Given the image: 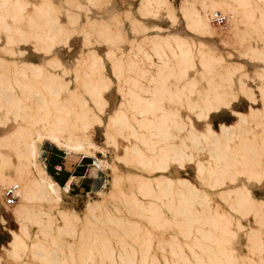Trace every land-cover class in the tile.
Returning a JSON list of instances; mask_svg holds the SVG:
<instances>
[{"label":"bare ground","instance_id":"6f19581e","mask_svg":"<svg viewBox=\"0 0 264 264\" xmlns=\"http://www.w3.org/2000/svg\"><path fill=\"white\" fill-rule=\"evenodd\" d=\"M89 1L96 3L100 0ZM139 1L138 9L144 16L157 15L162 8L167 9L172 17L175 16V7L171 0ZM262 1L264 0H182L178 8L187 27L205 37L221 34V30L212 22V15L216 11L228 15L229 23L246 24L248 32L257 31L264 35L260 33L264 28ZM28 5L29 2L25 0H0V34L4 30L7 38L6 46L1 45L0 50L8 52L7 46L19 39L26 42L35 40L41 43L45 54H50L55 45L67 43L73 29L61 25L55 17L56 7L50 0L40 6L34 5L31 14L27 13ZM77 6L81 7L80 4ZM258 12L261 13L260 16ZM128 14L133 29L148 30V27L141 25V21L129 11ZM78 18V14L70 15L72 23ZM10 19L13 23L9 22ZM22 21L26 22L24 27L19 26ZM87 27L96 30L99 36L107 41H122L121 32L114 33L104 21L89 20ZM158 29L161 28L156 27L155 34L143 37L138 46L140 55L151 61L154 72L148 68H139L144 60L139 63H112L114 75L123 82L120 88L124 100L110 114L105 124V139L107 143L115 145L116 134H121L126 139L134 135L139 139V143L126 145L124 156L118 157L124 162L144 166L149 170L150 175L135 174L134 177L139 183L137 192L132 190L126 193L120 187L122 175L118 173L116 165L96 155V151L103 153V148L93 139L94 125L103 124L101 113L108 102L105 93L111 86V77L102 73L94 80L82 79L83 73L80 70H83L86 63L83 61L75 68V78H69V69L63 68L64 65L57 55L45 58L41 64L24 62L23 65L16 60L13 61L17 63L12 65L8 59L0 56V68L9 69L13 66L14 73L22 76L17 78L13 73L12 77L0 74V102L5 101L8 110L16 115L15 121H21L0 135V142L4 141L11 146L18 157L16 167L11 161L12 153L0 152V163L8 166L0 172V183H16L20 196L14 205H8L4 202L0 189L1 203L7 207L12 206L10 213L19 223V231L12 230V238L8 245H2V248L8 256L16 259L18 264H29L22 259V255L27 252H32L41 264H79V260L81 264H159V257L154 254V238H141L137 234L139 227L134 228L137 230L134 233L136 235L131 236L126 222L132 221L118 216L123 212L121 203H127L130 197L137 201L136 195L150 198L149 203L142 206L141 212L154 228L172 226V222L165 216L163 205L174 211L176 216L182 215L184 220L178 225L181 233L192 239V242L187 244L191 255L186 254L185 246L175 239L170 243L171 253L176 258L173 264H243L245 259L248 260L246 264H264V255L255 259L242 256L233 248L232 243L237 236L233 225L236 224L238 229L245 227L240 219L233 220L229 212L211 208L210 194L190 179L166 174L172 162L179 168H184L187 161L193 162L197 179L208 187L220 189V194L225 199L232 198L233 211L242 217L254 214L259 225L264 227V201L254 197L245 184L236 185L241 175L257 180L264 177V131L256 133L251 126L241 128L248 119L259 122L263 118L264 107L251 106L248 113L234 111L238 115L234 125L220 123V131H215L208 123L206 130L198 133L190 118L187 128V123L181 119L179 112L184 102L190 110L199 108L201 111L198 117L207 119L212 111L229 107L236 97L233 92H220L219 86L214 83H210L207 90L196 89L198 79L189 76V70H195L199 64L201 68L196 69V74L204 76L216 72L223 80L230 81H234V72L231 66L223 64L222 57L216 55L212 49H206L205 43L197 44L179 37L178 34L174 35L175 33L162 34ZM239 36L243 40L246 33L239 32ZM25 51L21 49L14 51V54H23ZM110 51L108 56L114 52ZM246 53L264 59V47L261 49L249 45ZM93 57L95 67L100 58L96 55ZM153 57L157 60H152ZM217 65L223 70H216ZM50 66L62 68V72H52L48 69ZM101 67L103 68V65ZM234 69L237 67L234 66ZM94 70L92 68L85 74L96 75ZM132 70H136L139 77H132L129 73ZM141 78L148 79L149 84H144ZM172 79L174 82H171ZM184 80L185 84L181 87L180 83ZM73 81L83 85L89 97L81 95L80 99L77 92L69 90L68 87ZM241 83L242 90L253 102L256 101L253 89L246 86L245 82ZM259 89L264 102V86H259ZM62 90L73 93L72 99L80 102L79 106L68 103V98L61 95ZM195 92L198 93L196 100L191 98ZM35 93L38 100L28 104ZM166 102L176 106L168 107ZM2 105L4 104L1 103L0 107ZM127 111H132L133 121L128 118ZM137 115L143 118L139 120ZM134 122L147 129L149 135L138 136ZM173 128L187 129L188 135L181 137L179 143L172 142L176 137L172 133ZM251 133L253 137H247ZM236 137L241 138L240 142L231 144ZM185 139L191 140L193 148H196L202 139L207 142L211 140L213 147L209 149V157L201 158L196 155ZM43 142L62 149L68 157L79 160L80 156L84 155L93 158L102 169H110V189L105 190L107 186L98 189L100 198L88 200L83 214L61 206L63 196L69 195V182L64 185L57 182L47 171L44 159H39ZM163 197H167V201H164ZM157 200H161L162 204ZM197 204H205V207L197 208ZM59 218L63 220V224L57 223ZM102 220H120V224L127 231L123 236H117L120 239L118 250L112 246L110 238L98 239L99 236L96 235L99 233H95L96 237L87 239L85 243L81 241L78 247L74 242L68 241L71 252L68 257L63 250V242H52L46 246L41 236L31 232L30 227V223H36L39 232L44 236L51 231H56L59 235L71 232L75 237L82 239L86 232L98 228L97 222ZM0 222H6L3 213L0 214ZM77 225L81 227L79 230ZM204 225H209V228L204 229ZM262 234L261 229L255 227H251L246 233L252 254L264 252ZM159 243L162 241L159 240ZM74 250L78 254L75 255ZM167 264L172 263L168 261Z\"/></svg>","mask_w":264,"mask_h":264},{"label":"rangeland","instance_id":"374dc122","mask_svg":"<svg viewBox=\"0 0 264 264\" xmlns=\"http://www.w3.org/2000/svg\"><path fill=\"white\" fill-rule=\"evenodd\" d=\"M29 2L27 7V13L31 14L34 11V5H42L47 0H25ZM56 7L55 17L64 27L73 31L70 33L67 43H59L55 45L54 50L50 54H45L42 51L41 43L35 40L29 41H20V39L11 43L7 46L8 52L0 50V56L8 59V61L14 65L18 61L20 65H23L24 62H33L37 64H41L44 62L45 58L51 57L53 55H57L61 62L63 63V68H68L70 71L69 78H75V68L79 66L83 61L86 62L83 70H80L82 75V79L91 80L96 79L101 76L102 73L112 78V83L109 90L105 93L106 98L108 100L106 106L104 107V111L101 113V117L103 119V124H95L94 125V133L93 139L96 143H98L103 148V153L96 151V155L98 157L104 158L111 164L116 165L118 168V173L122 175V179L120 181V187L126 192L129 193L132 190L134 192L138 191V181L135 179V174H143L150 175L149 170H147L144 166H139L133 163H127L123 160H120L118 157L124 156L126 152V145L139 143V139L136 136L132 135L128 139H126L121 134H116V145L109 144L105 139V124L108 121V118L114 110L120 105V103L124 100V96L122 94L120 86H122L123 82L119 81L117 76L114 75V68L112 66L113 61H122V62H140V60H144V63L141 64L139 68H148L151 72H154L155 69L151 66V61L146 60L142 55H140L138 51L139 42L145 36H151L153 33H156V27H160L158 29L162 34L172 33L179 37L188 39L191 42H195L199 44L200 42L205 43L206 49H212L213 52L222 57L224 59L223 64L227 66H231L233 69V79L223 80L222 77L216 74V72H212L210 74H205L204 76H200L196 74V69L201 68L198 64L196 69L189 70V76H195L198 79L196 84V89L200 91H204L210 88V83L217 84L220 92H233L236 97L232 101L229 107L221 108L219 111H212L210 116L207 119L203 117H198V113L201 111L199 108L194 110H190L187 108L186 103H183V106L179 108V112L181 115V119L187 123V128L189 127V121L192 120L193 126L196 128L197 132L206 130L207 124L210 123L212 128L215 131H220V123H226L228 125H234L235 121L238 119V115L234 113V111L248 113L250 107L255 108H263L264 102L262 99V95L259 89V86H264V59L257 58L253 54H247L246 50L248 46H255L258 48L264 47V35H260L257 31H247L246 24H238L235 25L233 23L228 22L229 16H227V20L223 25H218L213 22L214 26H216L219 30H221L220 35H212V36H204L202 33L198 31L191 30L187 27L185 19L181 10L178 8L181 4L182 0H171L175 7V16H171L167 9H161L157 15H149L144 16L142 12L138 9L139 0H100L96 3H92L89 0H50ZM77 4H80L81 7H78ZM261 6L264 11V1L261 2ZM128 11L131 13L133 17L141 21V25H145L148 27V30L143 31L140 28L133 29L131 17L128 14ZM78 14L79 18L75 23H72L70 20V15ZM223 14V13H222ZM261 13L258 12V16ZM97 20L104 21L109 24L111 30L114 33L121 32L123 36L122 41L113 43L112 41H107L104 38L100 37L98 32L94 29L87 27V23L89 20ZM9 22L13 23L10 19ZM26 24L25 21H22L19 26L24 27ZM238 32V33H237ZM239 32L246 33L245 39H241L239 36ZM260 33L264 34V28L260 30ZM0 46H6V32L3 30L0 34ZM175 45V43H173ZM21 49H25L26 51L23 54L15 55L14 51H19ZM113 50V54L108 56V53ZM93 55H96L100 58L97 66H93L94 60ZM110 55V54H109ZM171 55V52H170ZM152 60H157L156 57H153ZM103 65V68L101 67ZM139 64H137L138 66ZM234 66L237 69H234ZM0 68V74L2 76H9L11 73L15 75L17 78H21V75L15 74L12 68ZM94 68L96 75L87 76L85 73L89 72ZM49 70L52 72L61 73L62 68L59 67H49ZM222 68L217 65L216 70H221ZM223 70V69H222ZM221 70V71H222ZM132 77H139L136 70H132L129 72ZM12 77V75H11ZM144 84H149V80L145 78H141ZM242 82H245L246 86L251 87L253 91L256 93V101H252L248 94L242 90ZM174 82V79L171 80ZM185 84V80L180 83L181 87ZM69 90L73 92H77L80 99L81 95L85 97H89L86 93L83 85L78 84L76 82H72L69 87ZM35 93L32 100L28 101V104L32 102L35 103L38 100V97ZM61 95L65 98H68L71 105L79 106L80 102L72 99L73 93H68L66 90H62ZM198 97V93L195 92L191 98L196 100ZM0 135L5 132V130L10 129L12 126L20 123L21 121H15L17 119L16 115L11 113L7 106L6 102H0ZM93 105V104H92ZM168 107L174 108L176 105L170 102H166ZM128 118L133 121L132 111H127ZM137 118L141 120L143 117L137 115ZM190 118V119H189ZM248 122L243 123L241 128H250L253 127L254 132H263L264 131V115L263 118L257 122L255 119H248ZM262 124V125H260ZM136 129L138 130V136H148L149 132L147 129L140 127L136 122H134ZM172 133L176 135L172 142L179 143L181 137H186L188 135L187 129L177 130L175 128L172 129ZM253 137L252 133L248 134L247 137ZM186 143L191 147L190 149H194V153L199 155L201 158L209 157V149L213 147V144L209 141H205L202 139L201 143L193 148V144L191 140L185 139ZM241 138L236 137L231 144L239 143ZM51 148V149H50ZM42 153L39 156L40 160H43L46 157V162L48 163V172L52 173L53 168H51L50 158L53 156L56 159H60L62 156L67 159L65 152L56 147L53 144H49L47 142H43L42 144ZM50 149V151H49ZM188 149V150H190ZM4 154H11V161L18 166V157L14 154V149L6 144V142H0V152ZM49 151V155L48 152ZM70 160V159H67ZM73 160V159H72ZM70 160V161H72ZM91 158H84L81 161L82 169L84 171L85 168L87 170V179L83 181L81 184L72 185V189L68 193L69 195L63 196V201L61 202V206L67 209L76 210L79 214H83L84 209L86 207V202L88 200H98L100 195L97 193V178L98 172L97 170L88 165ZM262 161L264 164V154L262 156ZM95 162V161H94ZM8 168L6 164L0 163V172L1 170ZM11 167L9 166V169ZM81 168V166H79ZM106 171L109 172V179L112 178L110 173V169L106 168ZM169 176L176 177L182 176L193 181L197 186L202 187L207 190L210 194L211 198L209 200V206L211 208H218L220 211L229 212V216H232L233 220L240 219L241 222L245 225L243 229H238L236 224L233 225V228L237 230V236L232 243L233 248L237 249V251L243 256H251L255 259H259L261 255H264V252H256L252 254L249 248L248 237L246 233L250 230L251 227L260 228L262 231V237L264 238V227H261L257 222V218L254 214H250L247 217L240 216L237 212L231 209L232 198L225 199L220 194V189H215L206 186L199 179L196 178V168L193 162H186L184 168H179L175 162L170 164L169 170L166 172ZM95 177L92 179V176ZM57 176V174H55ZM63 176V174L61 175ZM86 177V176H85ZM65 184V183H61ZM245 184L251 194L264 201V177L261 180L257 179H248L246 176L241 175L236 182V185ZM234 185V186H236ZM3 184L0 183V189H2ZM230 185H227L229 187ZM110 183L107 185L105 190L110 189ZM87 189V190H86ZM86 190V191H85ZM78 193V194H76ZM234 197V196H232ZM137 201L133 198H129L127 203H121L123 212L118 214V216L128 218L132 222H126V226L128 227L129 234L131 236H135L134 234L137 230L139 231L137 234L141 238H149L150 236L154 238V254L159 257V264H167L170 261L172 264L176 260L171 253V245L170 243L177 239L183 246H185V252L188 255H191L187 244L192 242L191 238H186L179 228V225L182 223L183 217L182 215L176 216L174 211H170L169 208L163 205V211L165 216L172 222L171 227L165 228H154L151 222L146 218L143 214L142 206L149 203L150 198L144 197L142 195H136ZM164 201H167V197L162 198ZM159 204H162L161 200H157ZM262 210L264 211V203L262 205ZM205 204H197V208H204ZM12 206L7 207L4 206L0 201V210L1 213L4 214L6 218V222H0V254H1V262L0 264H18L16 259L8 256L5 250L2 248V245H8V242L12 238V230L19 231V223L14 218V216L10 213L12 211ZM0 213V214H1ZM60 219V218H59ZM104 222V223H103ZM57 223H62L63 220H58ZM98 228L91 229L86 232L80 239L79 237H75L71 232L62 233L59 235L56 231L49 232L46 236H44L41 232H39V227L36 223H30L31 232L38 233L41 238L45 241L46 246H49L52 242H63L65 254L70 257L71 252L68 246V241L74 242L75 246H80L79 243L81 241L84 243L87 239L97 237L98 239H107L110 238L113 242L115 249H119V235L123 236L125 232H127L120 224V220H115L113 222H107L106 220H102L101 222H97ZM179 224V225H178ZM139 227V229L134 230V228ZM81 227L77 225V229L79 230ZM209 225H204V229H208ZM98 229V230H97ZM133 229V230H132ZM196 228L193 227V231L196 232ZM94 233V234H93ZM95 233H99V235L95 236ZM116 234V237H115ZM159 240L162 243H159ZM74 246V245H73ZM75 247V248H76ZM74 254H78L77 251H73ZM61 253V251H60ZM22 259L28 261L29 264H41L38 258H35L32 255V252H27L22 255ZM168 260H167V259ZM19 262V261H18ZM79 264L80 260L78 261ZM248 263V260L245 259L243 264Z\"/></svg>","mask_w":264,"mask_h":264},{"label":"built area","instance_id":"2783aa9c","mask_svg":"<svg viewBox=\"0 0 264 264\" xmlns=\"http://www.w3.org/2000/svg\"><path fill=\"white\" fill-rule=\"evenodd\" d=\"M227 20V16L225 14H222L220 11H216L212 15V22L223 25ZM84 158H86L84 155L80 156L79 161H82ZM45 161V167H47L46 157H44ZM94 167L98 172V178H97V189L105 188L109 184V173L102 169L101 165L98 162H94V159L91 158L88 165ZM54 169L59 171L61 169V164L56 163L53 165ZM88 168H85L84 171L80 174L81 177H85L89 174H87ZM92 176V175H91ZM92 178H95L92 176ZM18 185L16 183H8L6 185L2 186V197L6 204L8 205H14L19 200V191H18ZM69 190V189H68ZM97 191V190H96Z\"/></svg>","mask_w":264,"mask_h":264},{"label":"crops","instance_id":"0c3cea01","mask_svg":"<svg viewBox=\"0 0 264 264\" xmlns=\"http://www.w3.org/2000/svg\"><path fill=\"white\" fill-rule=\"evenodd\" d=\"M50 149H49V151H50ZM49 151L47 152L48 155H49ZM66 157H67V159H70V160L73 159V160L72 161L67 160L63 156L60 159H56V157L53 154V156L50 158V160H51L50 164H51V168H53V172L50 173V174L60 184L61 183H65L66 184L67 182H69V190H68V192H70V190L72 189V185L81 184L83 181H85L84 178L87 179L88 177L87 176L86 177H81L80 176V174L83 172L81 161H79V160H77L75 158H72V157H68L67 155H66ZM56 163H60L61 164V169L59 171L54 169L53 165L56 164ZM79 166H81V168H79ZM46 169H48V163H47ZM55 174H57V176H55ZM62 174H63V176H61ZM61 185H63V184H61ZM76 194H78V193H76Z\"/></svg>","mask_w":264,"mask_h":264}]
</instances>
